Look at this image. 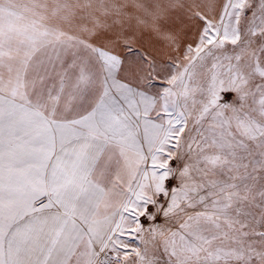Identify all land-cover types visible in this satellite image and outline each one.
Wrapping results in <instances>:
<instances>
[{
  "label": "snow or ice",
  "instance_id": "obj_1",
  "mask_svg": "<svg viewBox=\"0 0 264 264\" xmlns=\"http://www.w3.org/2000/svg\"><path fill=\"white\" fill-rule=\"evenodd\" d=\"M0 264H264V0H0Z\"/></svg>",
  "mask_w": 264,
  "mask_h": 264
}]
</instances>
